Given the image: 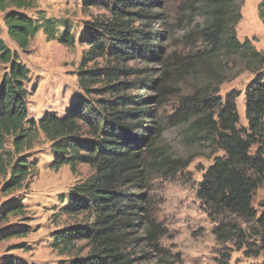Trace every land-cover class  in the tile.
<instances>
[{
	"label": "trees",
	"instance_id": "16d2710c",
	"mask_svg": "<svg viewBox=\"0 0 264 264\" xmlns=\"http://www.w3.org/2000/svg\"><path fill=\"white\" fill-rule=\"evenodd\" d=\"M114 1L117 5L110 10L107 21H97L87 27L90 50L83 57L79 72V85L86 95L91 96L94 86L106 82L109 85L105 90L113 101L95 106L80 100L64 116L48 113L38 121L29 119L26 86L31 72L21 63L18 51L6 44L0 27V65L8 66V72L0 81V178L10 175L3 191L11 193L21 189L31 176V165L22 153L34 131L42 132L52 143L55 169L69 166L75 172L80 164L95 169V174L75 186L67 199L60 197L66 215L89 213L93 217L92 223L64 229L52 236V248L60 256L71 257L70 264H135L123 251L127 235L129 243L139 228L146 225L147 240L155 245L164 232L162 226L154 222V208L148 194L149 175L157 167L163 168L155 148V133L159 129L145 124L156 115L152 109L142 106L143 100L122 96V92L127 94L126 84L115 83L121 76H127L125 69L87 68L89 63L106 57L115 63L127 62L137 52L141 56V51L154 57L158 33L133 30L131 23L144 12L140 7L152 9L157 0L152 3L142 0L148 2L146 5L138 0ZM243 1L181 0V15L190 29L188 39L202 45L196 59L211 71L214 66L220 71H215L217 78L198 97L186 98L177 113L191 109L185 119L190 122L191 142L202 140L214 151L224 153L214 158L198 188V198L205 212L217 225V240L245 246L247 238L240 221L254 223L259 254L264 256V212L258 216L253 206L255 193L264 185V75L257 76L246 90L247 127H240L236 94L232 92L225 101L219 96V88L228 78L226 75L235 68L240 67L238 74L257 75L264 71V52L255 48V40L246 38L242 42L238 38ZM86 4L110 8L109 1L104 0H86ZM34 9L36 0H0L8 36L19 50L26 52L40 30L50 40H55L62 28L60 44L74 46L68 21L47 18L40 13L42 23H38L27 14ZM258 11L264 25V0ZM154 83L151 82L150 87ZM85 126L91 130L93 140L83 137ZM9 139L17 158L5 151ZM253 147H257L254 154ZM164 162L176 166L170 159ZM23 212L21 203L15 202L7 205L2 215L17 217ZM22 236L26 234L18 231L9 234V238ZM79 242H86L89 248L82 258L74 256ZM4 264L29 263L12 257Z\"/></svg>",
	"mask_w": 264,
	"mask_h": 264
},
{
	"label": "rangeland",
	"instance_id": "374dc122",
	"mask_svg": "<svg viewBox=\"0 0 264 264\" xmlns=\"http://www.w3.org/2000/svg\"><path fill=\"white\" fill-rule=\"evenodd\" d=\"M104 1H109L110 8L88 6L86 0H36V9L27 11V14L38 23H42L40 13L47 18L68 21L75 44L72 47L60 44L58 39L63 28L55 40H50L40 30L26 52L19 50L10 40L4 13L0 11L2 38L12 50L18 51L21 63L31 72L26 86L30 120L38 121L48 113L64 116L80 100L95 106L113 101L105 90L109 85L106 82L94 86L91 96L86 95L79 85L80 65L90 50L87 27H92L97 21H107L111 16L110 10L117 5L114 0ZM138 1L145 5L148 3ZM262 1H243V19L237 26V34L242 42L246 38L255 40V48L264 52V25L258 11ZM153 7H140L144 12L134 18L131 27L136 31L158 33L154 57L141 51V56L137 52L127 62L115 63L106 57L89 63L87 67L88 70L125 69L127 76H121L115 84H126L127 94L122 92V96L143 100L142 106L152 109L156 118L145 124L159 129L155 133V148L163 168L153 166L157 170L149 175L148 194L154 208V222L161 225L164 232L159 242L153 245L147 240V226L144 225L129 243L127 235L123 251L136 261L135 264H264V256L258 250V237L253 230L254 223L240 221L247 238L245 246L217 240V225L205 212L198 198V188L214 158L224 153L214 151L209 143L202 140L191 142L190 122L185 121L191 109L177 113L186 98L198 97L217 78L215 71L220 69L215 70L217 66H214L211 71L209 66L196 59L202 45L188 39L190 29L184 15H181V0H157ZM139 11L133 10L135 13ZM239 68L226 75L228 78L220 86L219 96L225 101L232 92L236 94L240 127H247L246 90L257 76L264 75V71L257 75L251 72L238 74ZM6 72L8 66L0 65V81ZM151 82L156 83L150 87ZM91 133L85 126L83 137L93 140ZM134 136L138 139L136 133ZM256 149L252 148V154ZM5 151L18 157L12 139L6 142ZM22 154L27 157L32 171L22 188L5 193L3 186L10 175L0 178V264L12 257L29 264H70L71 257L60 256L52 248V236L64 229L92 223L93 217L89 213L66 215L62 211L65 204L60 197L67 199L75 186L95 174V169L84 164L78 165L75 172L69 166L55 169L56 155L52 152V143L40 131L32 133L31 141ZM166 159L174 161L176 166L164 162ZM15 202L21 203L24 214L4 217L3 210ZM263 203L264 185L255 193L253 200L258 216L264 212ZM16 231L24 232L26 236L9 238V234ZM77 249L74 256L79 258L89 252L86 242H79Z\"/></svg>",
	"mask_w": 264,
	"mask_h": 264
}]
</instances>
